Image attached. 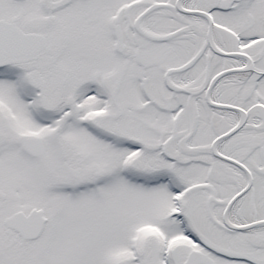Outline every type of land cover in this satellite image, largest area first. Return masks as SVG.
Listing matches in <instances>:
<instances>
[{"label": "flooded vegetation", "instance_id": "af4514ba", "mask_svg": "<svg viewBox=\"0 0 264 264\" xmlns=\"http://www.w3.org/2000/svg\"><path fill=\"white\" fill-rule=\"evenodd\" d=\"M21 2L37 8L39 27L35 16L26 19L34 27L27 29L3 9L14 11ZM49 21L66 23L57 32L66 47L60 42L45 66L40 59L52 43L41 26ZM13 66L16 71L9 72ZM0 73L17 93L14 102L6 97L12 105L0 128H19L12 144L0 140V224L19 238L37 241L50 221L41 204L17 208L27 205L25 185L4 178L10 168L27 171L26 162L50 156L55 162L51 153L45 156L43 135L22 132L33 122L47 127L54 141L61 139L62 152L64 142L78 154L60 179H82L89 158L100 164L113 148L124 151L117 168L125 181L164 185L172 203L165 218L175 220L186 239L171 248L166 221L164 229L161 222L147 224L157 235L150 239L153 264L169 263L178 247V264H264V0H0ZM53 104L65 106L48 113ZM138 112L145 114L144 128L136 126ZM128 124L134 133L125 135L121 128ZM65 131L82 138L63 136ZM151 147L165 164L164 174L138 175L136 154ZM104 162V179L97 163L90 166L100 179L87 186L98 193L101 183L107 191L116 178ZM177 165L193 168L191 182L178 183ZM71 182L69 194L86 187ZM37 212L44 224L33 235ZM140 234L133 225V264H143Z\"/></svg>", "mask_w": 264, "mask_h": 264}, {"label": "rangeland", "instance_id": "374dc122", "mask_svg": "<svg viewBox=\"0 0 264 264\" xmlns=\"http://www.w3.org/2000/svg\"><path fill=\"white\" fill-rule=\"evenodd\" d=\"M26 3L21 2L18 7H15L16 10L14 11H11V7L6 9V6L3 9L8 10L9 15H7L9 17H16L23 26L27 29H32L34 27L25 23L26 19L35 16V21H37L40 15L37 8L31 5V2ZM23 9L29 13H23ZM19 12L22 13V19L17 17L20 16ZM65 25L64 21H59L56 25L54 22L51 25L49 21L45 26H41L46 32L49 42L52 43V49L50 51H43L40 59L45 66L50 64V61H48L49 56L52 55L51 52L57 51L60 42L62 45L65 44V41H60L59 35H57L60 26L65 27ZM37 27H39L38 21ZM100 41L106 48V51H108L109 47L105 43L103 35H101ZM64 47H66V44ZM12 68L11 71L9 68V72L16 71L15 66ZM6 69L3 68V72H5L3 75L8 72ZM67 86V83L63 84V88H67ZM8 96L12 98V100L10 99L12 102H14L15 97L17 99L16 89H14L10 79L4 76L0 78V122L4 121L3 118L7 120L4 114L8 112L7 106L12 105L6 98ZM64 106V104H53L52 108L54 109L52 111L49 110L48 113L60 111ZM144 115L143 112L142 118H140L141 114L138 112L139 121L136 124L137 128H140L142 124L143 128L146 126ZM123 116L124 120L128 116V113H125ZM149 119L150 116H148L147 120ZM5 125L8 127L6 122ZM0 127L4 126L1 125ZM9 127L11 131L5 132H3V128H0V140H5L12 144V141L17 138L19 128L16 124L14 127L12 124ZM133 127L130 128L128 124L126 130L121 128V132L125 135H130L134 133ZM24 128L28 131L24 130ZM24 128L22 132L31 133L34 131L45 137L47 153L45 156L51 153L52 156H55L54 160L56 163L52 161L51 156L52 166L49 164V159L33 161L32 165L26 162V165L30 166V168L26 166L27 171L23 170V172L18 173V171L13 172V169L10 168V174H7L8 177L4 178L7 181L9 180V182L10 180L17 179L21 186L22 183H24L23 186L25 185L24 195L27 205L17 208L25 207L27 209L31 205L30 202L41 204L46 208L50 221L48 222L47 230L41 238L33 243L22 240L16 233L0 224V264H133L128 245L133 225H136L143 233L142 236L140 234L138 239V248L143 264H153L150 257L152 249L150 239L151 237L157 238V235L146 225L151 223L149 226L154 227L152 223L157 224L161 222L160 226L164 229L162 221H166L167 223L165 226L172 240L171 248L177 246L180 240L186 239L182 237L177 222L165 218L166 211L172 203L169 200V193L162 183L150 187L140 184L131 185L120 174L117 168L118 161L124 151L120 152L113 148L106 149V152H104L105 157H101L100 164L97 163L99 159L93 160L89 158L92 167L96 163L97 168L100 167V176L103 179L108 175L106 168L101 164L104 160L106 166L113 171V174L117 178L113 177L112 180H109L107 191L105 185L101 183V189L98 190V193L87 186L88 181L100 179L90 170L92 167H90L89 163L83 165L86 172L82 179L70 180L69 178L66 179V176L60 179L61 174L65 175L66 167L76 165V162L79 160L77 158L78 154H73L72 150L64 142H62V145L65 150L62 152L60 150V143H58L61 139L57 137V141H54L49 129L47 130V127L44 125H36L31 122L29 125L24 126ZM76 132L72 131L69 133V131H65L63 132V136L69 134V137H72L74 135V138L80 141L82 136L76 134ZM139 138L146 141L145 137L139 136ZM148 142L150 143L151 140ZM78 143L79 147H83L82 143ZM97 143L101 144V146L103 144L106 146V142L100 141ZM134 161L138 175L148 177L152 175L156 177L164 174L166 169L155 147L147 150L140 149ZM42 164L45 167H42ZM184 168L182 170L178 165L176 166V180L179 184H181L182 180L186 183L191 182L189 175L193 172V168L189 166ZM4 175L5 173L0 171V180H3L2 176ZM67 181H72L70 184L73 186L84 184L86 187L84 189H77V194L72 195L65 190ZM104 187L105 193L103 195L100 192H103ZM17 208L11 210L9 216ZM107 229H110V231ZM182 250L183 247H178L175 255L170 254L169 263L165 264H178L177 262H181L179 256L181 257Z\"/></svg>", "mask_w": 264, "mask_h": 264}, {"label": "water", "instance_id": "95a60500", "mask_svg": "<svg viewBox=\"0 0 264 264\" xmlns=\"http://www.w3.org/2000/svg\"><path fill=\"white\" fill-rule=\"evenodd\" d=\"M15 38H16V39H15ZM15 38H14V39H15V43H16V44H15V45H16L15 48L18 49V48H17V47H18V40H17L18 37L16 36ZM12 53H13V52H12ZM17 53H18V52L15 51V54H17ZM36 214H37L36 217H38V218H37V221L39 222V223H38L39 226H38V225H37L38 227L36 226V230H35V232H33V235H34V233H36L37 228H38V232H39L40 228H41V227L43 226V224H44V217L39 216V212H37ZM31 216H32V215L28 216V218L31 217Z\"/></svg>", "mask_w": 264, "mask_h": 264}]
</instances>
